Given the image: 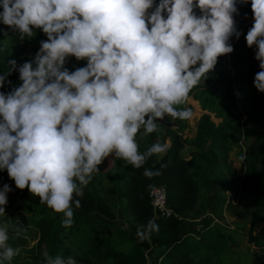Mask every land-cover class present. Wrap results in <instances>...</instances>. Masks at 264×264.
<instances>
[{
    "label": "clouds",
    "instance_id": "9594fccd",
    "mask_svg": "<svg viewBox=\"0 0 264 264\" xmlns=\"http://www.w3.org/2000/svg\"><path fill=\"white\" fill-rule=\"evenodd\" d=\"M238 2L249 0H0V23L21 40L34 29L47 37L33 60L18 67L11 61L21 83L0 92V171L71 227L73 206H81L75 197H83L106 158L140 169L168 149L156 142L141 153V129L147 136L165 117H193L179 106L218 58L234 51L230 39L241 35ZM250 2L254 22L245 39L257 49L254 87L264 93V0ZM70 57L86 66L69 71ZM5 82L0 75V88ZM10 191L7 184L0 189V214ZM158 229L149 219L137 226V238ZM9 238L0 227V264L20 253ZM44 258L45 264H77L71 255Z\"/></svg>",
    "mask_w": 264,
    "mask_h": 264
},
{
    "label": "trees",
    "instance_id": "16d2710c",
    "mask_svg": "<svg viewBox=\"0 0 264 264\" xmlns=\"http://www.w3.org/2000/svg\"><path fill=\"white\" fill-rule=\"evenodd\" d=\"M242 8L243 20L253 14L250 1L242 4ZM45 40L46 35L39 29H34L32 37L21 40L16 32L0 23V75L6 77L0 92L8 93L21 83L11 61L18 67L33 60L41 41ZM244 44L254 53L253 60L230 64L226 56L219 57L207 78H202L190 91L186 103L179 106L189 108L188 99L192 98L208 113L199 120L194 138L184 135L187 120L171 117H166V122L165 118L157 121V130L147 136L141 129L136 137L141 153L153 143L170 141L166 153L149 158L140 169L115 159L107 186L99 166L100 171L93 175L83 197H75L80 199L81 206H73L71 227L62 225V213H54L27 188L17 189L7 171H0V184L11 188L5 214H0V227H4L9 212H15L18 217L28 213L27 225L39 233L36 250L43 262L44 254L48 253L53 257L71 255L77 264H150L148 254L154 251L156 264H222L221 256L229 252L235 233L225 225V213L237 211L240 206L228 202V192L240 198L259 185L253 198L248 243L261 247L264 244V93L254 87L255 74L260 71L255 59L257 49L249 48L246 39ZM68 70L72 71L71 67ZM211 114L220 123L213 121ZM252 137H258V141L246 148L243 159L246 170L240 174L231 154ZM187 147L194 149L189 158L183 155ZM145 169L159 170L162 174L149 179L143 175ZM149 185L165 187L172 214L155 219L158 231L140 240L137 226L155 218ZM207 216L208 220H203ZM120 219L123 225L118 223ZM116 240L128 248H116ZM74 243L79 251H75ZM253 264H264V256L259 255Z\"/></svg>",
    "mask_w": 264,
    "mask_h": 264
},
{
    "label": "rangeland",
    "instance_id": "374dc122",
    "mask_svg": "<svg viewBox=\"0 0 264 264\" xmlns=\"http://www.w3.org/2000/svg\"><path fill=\"white\" fill-rule=\"evenodd\" d=\"M247 32L248 31H245L243 33V41L231 43L234 51L231 54L225 55L228 58L230 64H234L240 60H253L254 53L249 52L246 45L244 44ZM86 63L87 62L85 60L77 61L74 57H70L68 58L65 67H71L72 71H74L76 68L86 66ZM231 68L232 67H230V70ZM188 105L193 112V117L187 120V129L185 130L184 135L187 138H194L199 120L204 114L208 113L202 109V106L198 101L192 98L188 99ZM211 117L213 121L220 123L221 120L217 119L214 114H211ZM245 118L246 115H243L242 119ZM257 141L258 137H252L249 142L244 144L243 148L235 150L231 154V160L234 162V166L238 169L240 174L242 173L245 165L243 163V159L246 148L256 145ZM167 145L170 147V141L167 142ZM192 151H194L192 147H187L183 153L184 157L189 158V155ZM256 151H258L257 148ZM241 157H243V159H241ZM114 160L115 159L112 157H108L104 163L100 165L103 178L102 181L105 186L108 185L109 173L114 168ZM0 187L3 188L1 184ZM258 187L259 185H254L251 192L241 195L239 198L240 206L237 211L232 213L227 211L225 213L224 223L231 230H234L235 233L233 234L232 242H230L229 252L221 256V258H223L222 264H253V261H256L259 255L264 256V244L261 247H257L248 243L249 221L251 212L253 210V198ZM21 215V217H18L15 212H9L6 215V221L4 223V227L8 229L10 237L8 244L14 248L18 247L20 249L19 255L13 259L11 264H45V262H43L37 256L36 247L39 239V233L33 229V227L27 225L26 219L29 217V214L24 213ZM15 216L17 219H15ZM204 220L208 219L204 218ZM118 223L123 225L121 219L118 221ZM115 246L118 249L128 248L126 244H123L118 240L115 241ZM74 249L75 251L80 250V248L75 243ZM150 255L151 254H148V257L150 258V264H156V258H151Z\"/></svg>",
    "mask_w": 264,
    "mask_h": 264
},
{
    "label": "built area",
    "instance_id": "2783aa9c",
    "mask_svg": "<svg viewBox=\"0 0 264 264\" xmlns=\"http://www.w3.org/2000/svg\"><path fill=\"white\" fill-rule=\"evenodd\" d=\"M250 1V0H249ZM253 14L245 17L244 21L241 25L242 34L245 31H248L253 25ZM246 170L244 165L243 171ZM151 203L154 209L155 219L159 217H167L172 214V211L167 206V191L163 186H155L150 191ZM228 202H232L233 204L239 203V198H235L228 192ZM204 220V218H203ZM217 221V220H216Z\"/></svg>",
    "mask_w": 264,
    "mask_h": 264
},
{
    "label": "crops",
    "instance_id": "0c3cea01",
    "mask_svg": "<svg viewBox=\"0 0 264 264\" xmlns=\"http://www.w3.org/2000/svg\"><path fill=\"white\" fill-rule=\"evenodd\" d=\"M237 8H238V14H236L234 16V19H235V22H236V28H237V31H239L241 33V25H242V22L244 21L243 20V8H242V4H240L239 2L237 3ZM197 14H199V10L197 9ZM245 19V18H244ZM242 37H243V34L240 35L239 39H237L235 36H233L231 39H230V43H235L237 41H243L242 40ZM205 218H209V216L205 217ZM151 255V258H153V254H154V251H152V253H150Z\"/></svg>",
    "mask_w": 264,
    "mask_h": 264
},
{
    "label": "water",
    "instance_id": "95a60500",
    "mask_svg": "<svg viewBox=\"0 0 264 264\" xmlns=\"http://www.w3.org/2000/svg\"><path fill=\"white\" fill-rule=\"evenodd\" d=\"M165 120H166V117H165Z\"/></svg>",
    "mask_w": 264,
    "mask_h": 264
}]
</instances>
